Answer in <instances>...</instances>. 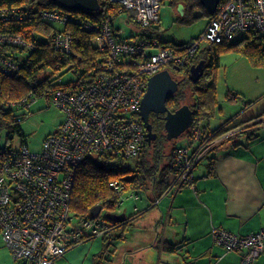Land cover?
Masks as SVG:
<instances>
[{
	"label": "built area",
	"instance_id": "obj_1",
	"mask_svg": "<svg viewBox=\"0 0 264 264\" xmlns=\"http://www.w3.org/2000/svg\"><path fill=\"white\" fill-rule=\"evenodd\" d=\"M110 1L120 4L121 11L128 12L145 28L160 21L164 0ZM16 11L12 10V14ZM4 12L0 10V15ZM41 15L61 24L71 19L70 14L62 12L43 11ZM83 26L95 32L94 44L106 53L91 70L94 80L77 91L54 92L51 101L65 120L44 139L40 150H31L27 143L0 147V232L14 259L22 264H52L70 249L105 231L109 220L102 212L96 218H79L72 213V190L79 165L95 154H108L116 160L137 158L148 140L141 107L149 78L167 65L180 67L189 63L204 40L235 41L251 31L264 37V0H225L203 36L181 47L142 36L128 38L111 18L100 24L88 20ZM53 42L56 49L70 52L72 33L59 32ZM7 43L27 50L33 47L21 36L0 33V44ZM0 69L15 73L18 61L0 57ZM31 96L12 105L29 108L35 100ZM230 97L241 99L236 94ZM201 135L200 126L191 128L195 149ZM212 145L196 153L191 152V147H180L171 183L177 187L192 185L194 169ZM111 186L118 191L124 189L119 181H112ZM125 194L118 206L127 197H138L134 192L127 197ZM212 233L216 243L227 251L242 252V264H251L264 255V224L247 235L224 228H214Z\"/></svg>",
	"mask_w": 264,
	"mask_h": 264
},
{
	"label": "trees",
	"instance_id": "obj_2",
	"mask_svg": "<svg viewBox=\"0 0 264 264\" xmlns=\"http://www.w3.org/2000/svg\"><path fill=\"white\" fill-rule=\"evenodd\" d=\"M224 1L221 0L214 12H211L201 0H172V3L176 7L183 6L182 16L185 17L193 8L201 7L203 15L210 21L216 17ZM100 3L99 10L90 11L68 9L52 0H0V10L6 11L4 15H0V33L21 36L33 45L27 50L15 44H0V57H12L19 64V70L15 73H7L0 69V125H6L9 129L6 148L12 146L10 144L13 141L12 134L21 132L20 123L29 114L23 112L24 108L12 105V102L28 98L30 94L32 98L51 100L52 95L58 89L73 92L82 89L94 80L95 75L91 70L98 60L106 56V53L97 48L93 42L95 32L85 29L83 23L91 20L95 24H100L103 20L111 18L112 23L118 26L115 22L116 17L124 12L121 11V5L118 3L110 0H100ZM12 10H17V14H12ZM43 11L68 13L71 19L65 24L47 21L42 18ZM137 26L139 31L136 34L127 35L128 38L142 36L146 40L158 39L163 44L176 47L189 42L164 40L160 34L161 21L145 28L138 24ZM59 32L72 33L70 52L55 48L53 40ZM228 50L242 52L251 59L255 66L264 67V37L258 32L251 31L235 41L210 42L208 46H201L191 61L184 66L171 64L163 68H172L182 76L179 87L167 99V106L171 111L184 105L188 95L187 91L192 93V102L188 105L195 112L194 122L183 134L188 138L187 144L175 143L170 151L166 150L169 140L165 119L154 116L151 124L156 136L151 141L147 140L134 164L130 160H116L108 154H95L87 157L77 168L72 190L71 210L73 215L79 218H91L90 210L98 204L109 209L117 207L123 194L131 190L150 191L152 194L148 208L137 210L128 215L124 221L108 219L109 225L101 234L106 242L102 256L106 251L108 252L112 241L123 239L135 220L157 204L158 199L175 186L171 183V178L177 172L180 147H192L191 152L196 153L201 147L212 145L238 126L229 127L231 122L229 121L227 124L210 130L206 123L217 110L216 71L220 67L221 52ZM201 60H205L204 72L200 79L194 82L190 77L191 67ZM67 73H71L72 76L65 79ZM230 94L239 95L235 91H230L229 96ZM248 105L249 103L246 102V106ZM19 111L21 112L18 113ZM195 126H200L202 131L196 149L194 147L196 142L190 138V130ZM211 148L212 146L207 152ZM207 152L198 163L206 157ZM112 181L123 183L124 189L116 190L111 186ZM163 248L168 251L177 250V246L169 242H164Z\"/></svg>",
	"mask_w": 264,
	"mask_h": 264
},
{
	"label": "crops",
	"instance_id": "obj_3",
	"mask_svg": "<svg viewBox=\"0 0 264 264\" xmlns=\"http://www.w3.org/2000/svg\"><path fill=\"white\" fill-rule=\"evenodd\" d=\"M238 115L229 113L206 123L214 130ZM237 119L241 120L231 124L238 126L213 143L193 184L171 188L135 220L123 239L111 242L107 253L102 256L106 242L99 235L52 264H242V252L227 251L216 243L212 232L224 228L247 235L264 224V107ZM132 192L136 191L127 193ZM135 194L138 197L132 198L140 200ZM150 204L134 205L133 213ZM164 242L175 244L177 250H165ZM0 264H22L6 247L1 232ZM251 264H264V255Z\"/></svg>",
	"mask_w": 264,
	"mask_h": 264
},
{
	"label": "rangeland",
	"instance_id": "obj_4",
	"mask_svg": "<svg viewBox=\"0 0 264 264\" xmlns=\"http://www.w3.org/2000/svg\"><path fill=\"white\" fill-rule=\"evenodd\" d=\"M174 6L172 0H164L160 10L161 16V37L164 40L191 41L203 36L202 33L207 28L209 18L203 15L201 7L193 8L190 13L183 15V6ZM116 25L125 30L126 35L136 34L139 27L128 12H123L116 17ZM210 45V42L204 40L202 47ZM72 74H65V79H68ZM216 97L218 100L217 110L210 117V122H215V119L221 116H226L229 113L234 115L239 114L231 122L236 124L237 117H245L249 112L260 111L264 107V67L255 66L251 59L242 52L228 50L221 52L220 67L216 71ZM230 91L239 93L241 99L232 100L229 96ZM188 95L184 104H190L191 91H187ZM246 102L249 103L246 106ZM223 109V112L221 109ZM19 111L18 113H20ZM23 112L29 113L20 123L21 132L12 134L13 141L10 143L15 147H19L23 142H26L31 150L37 151L41 149L44 139L51 133L55 132L65 120L63 112L53 102L46 98H35L29 108ZM223 115H220L222 114ZM216 115V116H215ZM230 122V124H231ZM229 124V125H230ZM233 124H231L233 126ZM9 129L6 125H0V147H5L8 141ZM187 144L188 138L186 135H181L178 138L169 140L167 143L168 151L175 144ZM195 146V145H194ZM192 149V147H191ZM136 158L130 160L132 164ZM205 165V160L200 162L195 167L194 174H197ZM141 196V199L135 201L132 197L125 198L120 206L113 209L104 208L102 215L108 212L123 213L127 211L129 215L133 213L134 205L139 206L143 202H151V192L141 191L134 192ZM153 209V208H152ZM152 212L149 215H153ZM163 227L160 231L163 233ZM169 235H172L169 233ZM180 237L181 232L178 234ZM101 240V238H98ZM180 256V255H178ZM137 262V261H136ZM139 263V262H138Z\"/></svg>",
	"mask_w": 264,
	"mask_h": 264
},
{
	"label": "water",
	"instance_id": "obj_5",
	"mask_svg": "<svg viewBox=\"0 0 264 264\" xmlns=\"http://www.w3.org/2000/svg\"><path fill=\"white\" fill-rule=\"evenodd\" d=\"M59 5L68 9L97 11L101 7L100 0H52ZM203 4L214 12L221 0H201ZM182 8V6H180ZM205 60H201L198 64L191 67V79L196 82L200 79L204 72ZM178 88L176 82L168 69H163L149 78L147 92L143 98L141 114L144 124L148 130V140L156 136L152 130V124L149 119L151 112L166 113L165 128L167 139L173 140L183 135L194 122V110L188 104H184L175 111H171L167 106L168 97ZM103 206L98 204L90 210L91 218H96L102 212ZM109 220L124 221L127 217L126 213L108 212L105 215Z\"/></svg>",
	"mask_w": 264,
	"mask_h": 264
},
{
	"label": "flooded vegetation",
	"instance_id": "obj_6",
	"mask_svg": "<svg viewBox=\"0 0 264 264\" xmlns=\"http://www.w3.org/2000/svg\"><path fill=\"white\" fill-rule=\"evenodd\" d=\"M163 70V69H162ZM171 73V76L172 78L178 82V87L180 85V81L182 80V76L181 74H179L178 72H176L175 70H173L172 68H169L168 69ZM165 115L166 113H157V112H151L150 115H149V119L150 121H152L153 117L156 116V117H163L165 119Z\"/></svg>",
	"mask_w": 264,
	"mask_h": 264
}]
</instances>
